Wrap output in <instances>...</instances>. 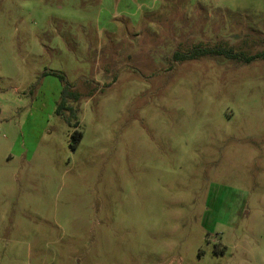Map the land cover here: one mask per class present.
I'll return each instance as SVG.
<instances>
[{"label": "rangeland", "instance_id": "1", "mask_svg": "<svg viewBox=\"0 0 264 264\" xmlns=\"http://www.w3.org/2000/svg\"><path fill=\"white\" fill-rule=\"evenodd\" d=\"M197 45L264 0H0V264H264V59Z\"/></svg>", "mask_w": 264, "mask_h": 264}, {"label": "trees", "instance_id": "2", "mask_svg": "<svg viewBox=\"0 0 264 264\" xmlns=\"http://www.w3.org/2000/svg\"><path fill=\"white\" fill-rule=\"evenodd\" d=\"M205 57H225L227 59L235 60L243 64H249L255 60L264 59V51L258 52L254 55H247L243 51H235L231 47L219 46V47H207V46H194L186 52H176L173 55L174 62H185L192 60H199ZM60 79H64L61 74H57ZM81 98V94L70 89L69 86H65L62 91L61 101L57 109V113L62 115L64 111L70 112L71 116L75 118V127L79 126L77 117L78 109L69 105L70 101L78 102ZM69 121V120H68ZM75 145L80 141L82 133L76 131L74 133Z\"/></svg>", "mask_w": 264, "mask_h": 264}]
</instances>
